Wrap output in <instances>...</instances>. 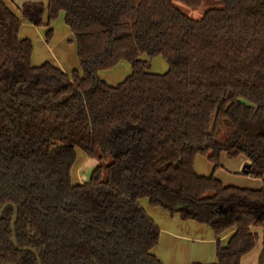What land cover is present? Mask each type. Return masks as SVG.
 I'll return each instance as SVG.
<instances>
[{"label": "trees", "instance_id": "obj_1", "mask_svg": "<svg viewBox=\"0 0 264 264\" xmlns=\"http://www.w3.org/2000/svg\"><path fill=\"white\" fill-rule=\"evenodd\" d=\"M218 1L196 20L173 0L26 2L20 15L0 0V209L17 207L18 245L41 264H163L143 199L209 226L213 264H242L260 239L264 264V0ZM61 13L79 62L69 74L33 66L19 37L24 20L49 42ZM158 56L164 74L149 71ZM120 62L131 68L122 82L99 77ZM77 148L111 162L73 184ZM224 154L246 159L262 187L216 178ZM198 155L211 175L195 171ZM13 213L0 220V264H38L12 244Z\"/></svg>", "mask_w": 264, "mask_h": 264}, {"label": "rangeland", "instance_id": "obj_2", "mask_svg": "<svg viewBox=\"0 0 264 264\" xmlns=\"http://www.w3.org/2000/svg\"><path fill=\"white\" fill-rule=\"evenodd\" d=\"M173 3L177 8H179L188 17L192 19H196V20L200 19L203 16V14L208 10L224 7L223 3L218 0H202L201 5L197 8L188 7L185 4L181 3L180 0H173ZM12 9L16 10L18 12L17 14H19V11L15 9V7H12ZM55 21L56 22L54 23L55 27H54L53 36L49 42H46L45 40V31L41 32V30H34V28L36 27L33 28V26L31 28L33 30L29 32L24 31L22 34V37L23 38L27 37L28 39L32 41L33 51H32V56H31V62L33 64L42 65L44 63H50L56 66L57 64H59L61 67L69 68L77 64L78 62L77 54H76V44H75L72 33L69 32L68 26L64 22L63 14H61V16H59ZM168 67L169 66L166 60L163 57L158 56L150 60L149 71L152 73L164 74L165 72L168 71ZM122 72L123 71L121 69L117 68V72H115V74L114 73L110 74V78H113V79L118 78V80L116 81L118 84L127 77L125 75H122ZM225 132H226V129L225 128L222 129L220 136L222 137ZM76 156H77V161L74 164L72 171H71V178H72L73 184L75 183L80 184V183L87 182L90 178L92 171L98 165L102 164L103 166H106L111 162V159L108 158V160H106L105 162L103 161L100 163L98 159L87 157L86 154L78 148L76 149ZM223 156L224 157L222 159V167L215 171L214 173L215 177L220 179L223 182V184L227 186H236L239 188H249V189L253 188L251 187L253 186L251 184H248V183L243 184L244 181L245 182L246 181H252V182L258 181L257 179L250 180L248 176L242 173V168L245 164L243 162L244 160L242 161L240 157L230 158L225 154ZM194 162H195L194 164L195 170L199 175L209 176L212 174L213 165L208 161L206 156L198 155L196 156ZM141 203L144 205L143 206L141 204L142 207L146 210V212L147 211L149 212V208L151 206H149L147 200L143 199ZM163 213L165 215L167 214L168 216H170L166 212H163ZM155 216L156 215L154 214V217ZM156 220L159 221V219H156ZM193 225L198 226L199 224L196 222H193ZM201 227H205L206 231L211 232L210 227L205 226V225H202ZM164 235L166 236V234ZM197 236L202 237V238L208 237L205 232H203L202 235L200 234ZM164 239L165 237L162 238V240H160L159 238L158 245L161 247L160 249L166 252V239L165 240ZM209 264H213V263H209Z\"/></svg>", "mask_w": 264, "mask_h": 264}, {"label": "crops", "instance_id": "obj_3", "mask_svg": "<svg viewBox=\"0 0 264 264\" xmlns=\"http://www.w3.org/2000/svg\"><path fill=\"white\" fill-rule=\"evenodd\" d=\"M4 1L11 9L12 7H15V9L19 11V14H17L18 12L12 9L17 15H20V8L26 2H42L45 5L47 4V0H4ZM63 19H64V14H63ZM44 21H46V16L44 18ZM55 22L56 21H53L51 24V28L53 29V32H54ZM31 28H32V25L22 20L20 31H19V37L23 39L22 37L23 32L32 31L33 29ZM46 29H47L46 27L34 28V30H41V32L42 31L46 32ZM32 65L39 66L38 64L36 65L33 63ZM57 67L60 68L63 72L69 74L74 70H79V62H77V64L69 68L61 67L59 64H57ZM117 68L123 71L122 75L128 76L131 73L130 65L127 62H120L113 69L104 70V71L99 72V77L105 82H107L109 85H116L117 84L116 81L118 80V78L116 79L110 78V74L112 73L115 74V72H117ZM240 159H242V161L244 160L243 162L246 163V159H244L241 156H240ZM248 178L250 180H255L250 177ZM257 180L258 181H253V182L244 181L243 184L248 183V184L253 185L251 186L253 187L251 189H259L262 187V181L260 179H257ZM150 208H149V212L147 211L148 212L147 214L154 220V222L160 228L161 230L160 240H162V238L164 237L166 239V252L160 249L161 247L158 244L152 251L153 254L163 264H195V263H199V264L208 263L209 264V263L216 262V246H215L216 237L214 233L212 232V230L211 232L210 231L208 232L206 231L205 227H201L204 224L200 225V223H198L199 224L198 226L193 225V222L195 221H184V220H181L178 216L171 217V216H168L167 214L165 215L163 213L164 211H162L159 208H151V209ZM154 214L156 215L155 217L157 218L154 217ZM156 219H159V221H157ZM203 232L207 234L208 236L207 238H202V237L197 236L200 234L202 235ZM164 234H166V236ZM260 235H261V230H260ZM222 240L224 241L225 238ZM260 252H261V239L259 240L256 247L249 254L242 257L241 263L242 264H257Z\"/></svg>", "mask_w": 264, "mask_h": 264}, {"label": "water", "instance_id": "obj_4", "mask_svg": "<svg viewBox=\"0 0 264 264\" xmlns=\"http://www.w3.org/2000/svg\"><path fill=\"white\" fill-rule=\"evenodd\" d=\"M250 169V164L249 163H245L243 168H242V173L243 174H247L248 173V170ZM11 206L13 208V217H12V221H11V230L13 232V237H12V244L13 246L17 249V250H20V251H30L32 252L37 261H38V264H41V261H40V258H39V255H38V252L31 248V247H20L18 245V242H17V238L15 236V222H16V219L18 217V209L15 205H13L12 203H7L6 205H4L1 209H0V220L2 218V215L4 213V211L6 210L7 207Z\"/></svg>", "mask_w": 264, "mask_h": 264}]
</instances>
